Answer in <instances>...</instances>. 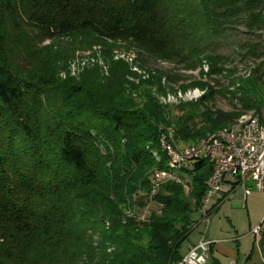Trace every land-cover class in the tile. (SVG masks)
Masks as SVG:
<instances>
[{
	"label": "trees",
	"instance_id": "1",
	"mask_svg": "<svg viewBox=\"0 0 264 264\" xmlns=\"http://www.w3.org/2000/svg\"><path fill=\"white\" fill-rule=\"evenodd\" d=\"M262 34L264 0H0V264H179L213 165L190 163L187 187L149 198L161 139L196 145L242 116L264 120ZM63 38L198 68L202 81L181 88L204 94L163 105L159 79L128 87L121 62L61 82L37 43ZM231 39L232 57L220 52ZM237 57L254 63L248 74ZM140 195L159 205L144 220Z\"/></svg>",
	"mask_w": 264,
	"mask_h": 264
},
{
	"label": "rangeland",
	"instance_id": "2",
	"mask_svg": "<svg viewBox=\"0 0 264 264\" xmlns=\"http://www.w3.org/2000/svg\"><path fill=\"white\" fill-rule=\"evenodd\" d=\"M238 38L242 40L245 36L238 35ZM235 40L226 41L220 52L226 56H231ZM262 41H264V34H262ZM37 47L41 50L40 56L47 60L48 65L51 69L53 68V72L61 82L70 80L80 82L83 78L88 79L93 75L94 77L98 75L100 79H104L109 76L112 63L121 62L127 69L125 80L128 87L145 88L146 83L153 82L155 78H157L155 81L159 79L164 90L157 95V98L163 105L172 106L196 101L204 94L196 87H188L185 91L181 88V86H189L193 82L202 81L198 68L194 71H185L175 63L150 58L124 43L100 45L88 39L69 40L63 38L54 41H40L37 43ZM235 64L238 73L241 75L248 74L254 65L252 61H242L238 57L235 58ZM206 71L207 67H203V72ZM262 71H264V67H262ZM153 91H157L155 86H153ZM229 103V99L218 98L215 108L228 111ZM246 116H252V114ZM168 134L169 137L172 135L170 131ZM198 144H184L175 141L173 148L186 150ZM159 158L161 159L160 155ZM191 167V165L188 166V168ZM228 180L231 179L228 178ZM146 198L148 196L140 195L137 201L144 205V215L148 217L149 213L159 210V205L149 202ZM192 218L197 221V226L181 245L180 252L183 257L189 248L196 245L202 238L211 242L228 240L222 243V246L235 250L238 247L242 251L252 245L256 247L251 230L264 218V193L253 190V194L248 196L247 202H245L242 188H239L212 212L208 225L200 222L199 214H194ZM214 254V258L219 260L220 264H229L231 261L227 254L218 252ZM207 264H214V261L209 259Z\"/></svg>",
	"mask_w": 264,
	"mask_h": 264
},
{
	"label": "built area",
	"instance_id": "3",
	"mask_svg": "<svg viewBox=\"0 0 264 264\" xmlns=\"http://www.w3.org/2000/svg\"><path fill=\"white\" fill-rule=\"evenodd\" d=\"M161 151L167 153L173 162L195 163L199 162V155L217 154L218 166L215 169L213 185L208 190L205 204L199 208L200 222L206 225L210 222L212 203L223 194L224 186L242 188L244 197L255 190L264 193V120L259 117L252 119L249 126L237 129L234 132H223L222 136H210L208 144L199 146L189 154L177 153L165 140L160 142ZM190 177L185 174V179ZM230 178L231 180H228ZM171 183V176L156 171L151 175L152 198L166 183ZM184 186V181L173 182ZM145 215L141 216L144 220ZM254 243L264 253V218L251 230ZM214 242L202 238L195 246L191 247L179 264H206L211 256Z\"/></svg>",
	"mask_w": 264,
	"mask_h": 264
},
{
	"label": "bare ground",
	"instance_id": "4",
	"mask_svg": "<svg viewBox=\"0 0 264 264\" xmlns=\"http://www.w3.org/2000/svg\"><path fill=\"white\" fill-rule=\"evenodd\" d=\"M252 119H256V116H246V115L242 116L239 119L238 123L235 124L233 127L229 128V129H226V130H220V131H216V132H213V133H209L201 142H199V144L197 146H194V147L186 149V150H177V149L176 150L174 149V150L177 153L189 154L191 151H194L199 146H201L203 144H208V142L210 141V136H212L213 134H214V136H222L223 132H234V131H237V129L249 126L250 121ZM162 138H163V140H165L167 142L165 137H162ZM161 141H162V139H161ZM153 157H155L156 160H159V156L156 153L153 154ZM199 160H207L210 163H212V165H213L212 174H211V177H210V179L208 181L207 191H206L205 197H204L202 205H201V208H202L203 204H205V198H207V196H208V190L210 189V186L213 185V178H215V169H217V166H218V158H217V154H210V156H208V158H207V155H199ZM189 164L190 163H180V164L177 165V163L173 162L167 156L166 168L164 170H160V171L163 174L171 176V179L173 180V182H182V181H184V187H187L188 186L187 184H190V183H189L188 177L185 179V174H184V172H182V168L186 167ZM156 171H158V170H155L152 173V175H155ZM186 193H187V191H186Z\"/></svg>",
	"mask_w": 264,
	"mask_h": 264
},
{
	"label": "crops",
	"instance_id": "5",
	"mask_svg": "<svg viewBox=\"0 0 264 264\" xmlns=\"http://www.w3.org/2000/svg\"><path fill=\"white\" fill-rule=\"evenodd\" d=\"M237 189L239 188H232L228 184L225 185L223 194L215 200L216 202L214 201V203L212 204V212H214L224 201L228 200L230 196ZM243 196H244V193H243ZM247 198L248 196L244 197L245 202H247ZM227 241L228 240L214 242L212 249H211V256H210V259L214 261V264H220V261L214 258V255H215L214 253H217V252L227 254L231 259L229 264H264V253H262L259 247L257 246L255 247L252 245L251 247H247V249L243 251L241 250L240 247L236 248L235 250L227 246H222V243H225Z\"/></svg>",
	"mask_w": 264,
	"mask_h": 264
}]
</instances>
